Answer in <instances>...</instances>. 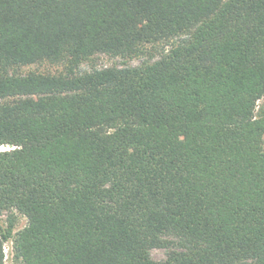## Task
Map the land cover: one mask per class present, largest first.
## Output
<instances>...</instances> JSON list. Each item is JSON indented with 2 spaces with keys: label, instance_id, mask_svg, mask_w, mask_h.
I'll return each mask as SVG.
<instances>
[{
  "label": "trees",
  "instance_id": "obj_1",
  "mask_svg": "<svg viewBox=\"0 0 264 264\" xmlns=\"http://www.w3.org/2000/svg\"><path fill=\"white\" fill-rule=\"evenodd\" d=\"M262 97L264 0H0V264H264Z\"/></svg>",
  "mask_w": 264,
  "mask_h": 264
},
{
  "label": "rangeland",
  "instance_id": "obj_2",
  "mask_svg": "<svg viewBox=\"0 0 264 264\" xmlns=\"http://www.w3.org/2000/svg\"><path fill=\"white\" fill-rule=\"evenodd\" d=\"M143 59H145V56L139 57V58H133L127 61H123L122 59L119 58H111L106 55H98L96 56L91 62L88 64H84L83 68H88L89 65L93 64L98 67L102 66H111V65H120L123 63L131 64V65H137L139 64ZM57 66L49 64L47 62H40V63H33L29 65H22L18 66L15 68V71L18 74H26L29 72H54L57 70ZM264 110V97H262L260 100L257 102V106L255 109L256 115H260L261 111ZM1 148V147H0ZM4 147H2L3 149ZM26 223V219L24 216L15 213V224L13 227V232H16L18 229L22 228ZM8 221L6 214H0V226L2 228L7 227ZM3 253H4V259H3V264H14V259H13V253H12V241L11 239L6 240L3 243ZM151 257L155 260H161L165 257V250L163 248H153L150 250Z\"/></svg>",
  "mask_w": 264,
  "mask_h": 264
}]
</instances>
